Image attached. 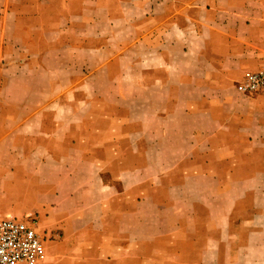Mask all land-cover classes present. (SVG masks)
<instances>
[{"label":"crops","instance_id":"0c3cea01","mask_svg":"<svg viewBox=\"0 0 264 264\" xmlns=\"http://www.w3.org/2000/svg\"><path fill=\"white\" fill-rule=\"evenodd\" d=\"M264 0H0V218L45 264H264Z\"/></svg>","mask_w":264,"mask_h":264},{"label":"built area","instance_id":"2783aa9c","mask_svg":"<svg viewBox=\"0 0 264 264\" xmlns=\"http://www.w3.org/2000/svg\"><path fill=\"white\" fill-rule=\"evenodd\" d=\"M248 96L264 91V69L248 72L237 86ZM45 231L37 220L0 218V264H45Z\"/></svg>","mask_w":264,"mask_h":264},{"label":"rangeland","instance_id":"374dc122","mask_svg":"<svg viewBox=\"0 0 264 264\" xmlns=\"http://www.w3.org/2000/svg\"><path fill=\"white\" fill-rule=\"evenodd\" d=\"M31 220H33V219H31ZM27 221H30V220H27Z\"/></svg>","mask_w":264,"mask_h":264}]
</instances>
